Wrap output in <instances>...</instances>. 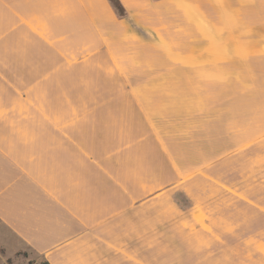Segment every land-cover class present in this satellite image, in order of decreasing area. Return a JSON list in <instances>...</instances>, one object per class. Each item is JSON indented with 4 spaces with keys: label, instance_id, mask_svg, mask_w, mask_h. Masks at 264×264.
I'll return each instance as SVG.
<instances>
[{
    "label": "crops",
    "instance_id": "crops-1",
    "mask_svg": "<svg viewBox=\"0 0 264 264\" xmlns=\"http://www.w3.org/2000/svg\"><path fill=\"white\" fill-rule=\"evenodd\" d=\"M118 1L123 16L109 0H0V264H111L119 251L127 257L113 223L165 191L190 199L200 181L244 198L257 177L264 188V168H237L264 145L254 124L240 142L249 126L232 123L230 149L202 153L181 174L158 131L159 119H181L190 145L203 139L206 113L220 122L240 60L253 66L250 41L239 37L251 30L216 27L205 0ZM118 76L128 95L98 90ZM211 134L217 141V128ZM144 147L155 178L145 194L126 161Z\"/></svg>",
    "mask_w": 264,
    "mask_h": 264
},
{
    "label": "rangeland",
    "instance_id": "rangeland-1",
    "mask_svg": "<svg viewBox=\"0 0 264 264\" xmlns=\"http://www.w3.org/2000/svg\"><path fill=\"white\" fill-rule=\"evenodd\" d=\"M202 5L216 27L234 26L242 29L239 31L251 30V34L239 37L250 41L247 47H251L252 50L249 53L253 55L254 60L251 67L240 60L241 74L236 77L238 82L234 85V90L224 91V93L234 92L235 95L228 94L222 98L220 122L214 120L213 112L206 113L202 117L204 120H199L203 121V139L190 142L189 145L183 141L186 137L189 139V132L187 131L186 134L183 131L181 119H174V124L171 119H159L160 144H163L166 150L165 145L167 146L166 143H168L171 151H174L175 169L179 174L181 171L189 172V169L196 166L202 160L200 156L202 153L215 155L221 149L224 152L229 150L232 141L224 130L232 123L234 125L238 123L240 128L249 126L247 131H245L246 128L244 131L239 129L237 140L240 142L245 136L251 135L252 124H254L252 127L255 129L256 137L264 135V0H217V2L216 0H205ZM227 16H234L237 21L226 24L229 20H225L224 17ZM98 87V90L128 95L130 85L122 83L121 76H118L113 78L111 83L99 84ZM127 103L129 107V99ZM127 118L133 120L135 127L140 129L138 116L131 113ZM214 128H217V141L214 140V136L211 138ZM218 128L223 129L221 138ZM194 136L197 137L198 133ZM149 140L151 142L152 139L149 138ZM149 153L150 150L146 147L142 150L137 148L132 158L128 154L126 157L128 165L133 164L138 168L133 172L129 171L128 176L133 179L135 176L137 185L142 182L144 194L146 191L155 190V183L149 184L152 179L155 181L154 169L150 172V162L145 161ZM246 161L252 165L255 163L263 165L264 145L256 147L255 152L245 157L242 165H237L240 170L247 168V172L254 173L255 168H250L251 164L248 166ZM256 167L262 169L258 165ZM163 175L159 171L158 179H162ZM258 175L263 174L258 173ZM146 182H148L147 186H145ZM190 196L193 205L190 211L185 212L180 208L179 204L183 203L182 197L178 196V204L170 192L165 191L152 201L142 204L136 212L127 213L126 219L117 221L119 224L113 223V238L116 237L120 241L126 237V245L121 243L119 247L122 251L127 249V257L119 251V259L112 257L111 264H139L134 260V255L143 259L142 264H264L263 256L251 253L264 252V243L257 242V239L264 236V231L256 229L255 233H248L255 216L239 206L238 202H235L236 197L223 196L215 186H208L200 181L190 186ZM190 215L194 219L193 224L189 223ZM223 233L235 235L238 242L227 244L228 250H224L216 261L209 256L211 253L205 254L208 257L204 256V252L201 253L200 250L209 247L211 240L219 239ZM227 251L238 255L240 259L231 261ZM195 253L198 254L193 255Z\"/></svg>",
    "mask_w": 264,
    "mask_h": 264
},
{
    "label": "trees",
    "instance_id": "trees-1",
    "mask_svg": "<svg viewBox=\"0 0 264 264\" xmlns=\"http://www.w3.org/2000/svg\"><path fill=\"white\" fill-rule=\"evenodd\" d=\"M112 7L116 10V12L120 15L123 16L124 15V9L122 7V5L119 3L118 0H109ZM262 169L264 168L263 166L261 167ZM260 172V169H258L257 167L255 168L254 174L258 173V171ZM260 179L259 177H257L254 181H249L250 184L253 187V190L249 193H247L244 198H236L235 202H238V205L241 207H244L246 210H248L249 212L253 213L255 216V219L252 221L253 223L251 224L252 226H250V232L248 231V233L253 234L255 233L256 229H262L264 231V188L260 187L257 184V180ZM260 187V188H257ZM177 196V198H176ZM178 196L183 198V203H178ZM174 200H176V202L180 205V208L182 209V211H189V208L191 206V200L181 191H177L174 194ZM239 231H240V227H239ZM238 233V232H237ZM238 239L236 238L235 235H231V234H227V233H223L219 239H212L211 243L209 245V247H205L204 249L200 250L201 253L202 251L204 252V256H206V253H211V255H209L210 257H213V260L216 261L217 257H219V255L222 254V252L225 250H228L227 244L231 245L229 243L232 242V244L237 243ZM262 240L264 241V236L262 237ZM234 242V243H233ZM232 248V246H231ZM210 251V252H208ZM256 256H260L258 252H251ZM198 253H195L193 255H197ZM227 254L229 255L230 259H232L231 261H238L240 259V257L238 255H234L232 254L230 251H227ZM202 255V254H201ZM208 257V256H206ZM228 257V259H229ZM200 258V256H199ZM141 262L143 263V259H141ZM245 262L248 263V261L245 259ZM33 264V263H30ZM39 264H48L47 262H41Z\"/></svg>",
    "mask_w": 264,
    "mask_h": 264
}]
</instances>
